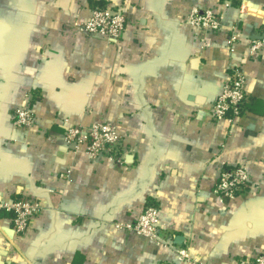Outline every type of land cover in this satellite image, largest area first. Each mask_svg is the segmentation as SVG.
Masks as SVG:
<instances>
[{"label":"crops","instance_id":"crops-1","mask_svg":"<svg viewBox=\"0 0 264 264\" xmlns=\"http://www.w3.org/2000/svg\"><path fill=\"white\" fill-rule=\"evenodd\" d=\"M103 5L127 14L118 39L72 32ZM195 9L222 28L192 25ZM263 31L264 0H0V203L42 206L24 235L0 210V264H239L263 253L264 52L250 53ZM232 67L246 75L245 110L216 122ZM24 107L34 123L17 127ZM100 123L116 126L123 162L67 143L68 125ZM223 165L251 177L229 201L213 193ZM150 203L160 244L127 227Z\"/></svg>","mask_w":264,"mask_h":264},{"label":"built area","instance_id":"built-area-1","mask_svg":"<svg viewBox=\"0 0 264 264\" xmlns=\"http://www.w3.org/2000/svg\"><path fill=\"white\" fill-rule=\"evenodd\" d=\"M190 23L205 31H218L222 28L223 17L210 9L200 12L195 9L189 17ZM127 23L125 11L106 6L96 8L91 16L78 20L72 25V32L76 35L99 37L111 41L118 39ZM239 38V29L233 28L230 44ZM264 52V31L250 42V53L258 55ZM246 75L242 68L232 67L228 79L225 81L222 92L215 101L212 109V118L234 121L245 110L246 104ZM34 113L30 107L17 109L13 114V123L17 127H30L34 123ZM65 139L69 145L77 148L84 147L85 152L96 161L111 159L124 161L125 148L116 126L112 123H100L90 128L80 125H68L65 130ZM127 157V155H126ZM250 174L245 165H223L213 193L221 201H229L244 192L250 183ZM0 210L13 213V229L18 235L27 233L34 218L42 210L39 201L33 198H23L11 203H0ZM158 207L154 203L146 206L143 213L132 225L127 227L140 235L146 236L157 243H162L159 229ZM181 260H191L186 249H179ZM239 264H264V252L253 258H242Z\"/></svg>","mask_w":264,"mask_h":264},{"label":"trees","instance_id":"trees-1","mask_svg":"<svg viewBox=\"0 0 264 264\" xmlns=\"http://www.w3.org/2000/svg\"><path fill=\"white\" fill-rule=\"evenodd\" d=\"M103 7H106V5L100 6V7H98V8H103Z\"/></svg>","mask_w":264,"mask_h":264}]
</instances>
